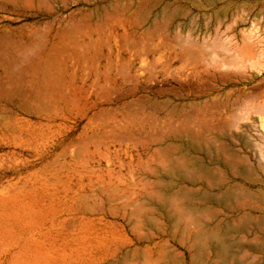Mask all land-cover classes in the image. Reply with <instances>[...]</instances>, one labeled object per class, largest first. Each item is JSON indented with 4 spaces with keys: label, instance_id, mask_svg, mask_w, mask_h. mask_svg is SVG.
<instances>
[{
    "label": "rangeland",
    "instance_id": "1",
    "mask_svg": "<svg viewBox=\"0 0 264 264\" xmlns=\"http://www.w3.org/2000/svg\"><path fill=\"white\" fill-rule=\"evenodd\" d=\"M8 24L32 39L0 51L24 65L0 71V264H221L189 238L241 213L209 168L264 195V0H48ZM248 227L236 252L264 264Z\"/></svg>",
    "mask_w": 264,
    "mask_h": 264
},
{
    "label": "bare ground",
    "instance_id": "2",
    "mask_svg": "<svg viewBox=\"0 0 264 264\" xmlns=\"http://www.w3.org/2000/svg\"><path fill=\"white\" fill-rule=\"evenodd\" d=\"M44 2H48V0H0V10H4V11L14 10L15 11L16 9H21V8L35 9L41 3H44ZM22 29H23L22 26H13L11 24H8V25L1 27V29H0V51L3 50L5 48V46H10V47L12 46L14 49H16L19 52H21L22 49H24L26 47L25 46L26 42L29 43V41L32 39V36H31L32 34L31 35H29L28 33L25 34ZM8 32H14L18 35L16 37H10L8 35L9 34ZM11 40H13L15 42L9 44V42ZM19 61L20 60L16 56H9L7 60H0V71H2V73H4V75H5L4 77L7 79L6 81L8 83L12 82L11 69L14 67L21 68L20 66H22V67L24 66ZM3 81L4 80L2 78H0V84H2ZM261 94H263V93H261ZM250 96H253V95H250ZM248 98H250V97H248ZM251 99H252V97H251ZM249 101L251 102L252 100H249ZM249 101H247V102H249ZM250 102L248 104H250ZM251 105H253V104H251ZM256 106H258V105H256ZM261 106H262V104H261ZM242 108H244V107H242ZM244 109H246V111H249L252 108L247 109V107H246ZM256 109H257V107H256ZM258 109H260V108H258ZM263 109L261 111H263ZM223 114H227V113L225 112ZM248 114H251V113L248 112L245 115H248ZM230 115H232V114H230ZM227 117H228V115H225V119ZM241 118H243V116ZM234 123H236V120ZM238 124H239V122H238ZM233 126L237 127L236 124ZM213 139L215 140V138H213ZM210 155H211L212 160L217 165L219 164V165L223 166V168L227 169V173H228L227 175L234 177V178H238L241 181L246 182V183H251L254 181L252 178L250 166L247 163H245L244 161H242V159L237 154H234L233 158L223 159L220 156V154H216L214 156L213 150L210 149V153L208 156H210ZM199 167H201V166L199 165L197 169H199ZM206 169H208V168H206ZM197 171L199 172L200 170H197ZM195 173H197V172H195ZM205 173L208 174L207 179H208L209 185H217L219 187H222V189H223L222 190L223 193L221 194V196L212 197V202L218 206H221L222 209L228 213L229 212H235L236 210L240 211L241 213H238V215H237L238 219L235 222L231 223L229 220H227V221L220 220L219 222L213 221V226L210 229H205V230L198 229V230L191 231L189 239L194 240L193 244L196 245V250L198 252V253H196V255L198 254L199 256L198 255L196 256L195 254L191 253L192 255H195V256L192 257V255H191L190 256L191 258L188 257L190 259V263H194L195 261H197L198 257H199V259H200V256L202 258V255H204L207 251H210L211 252L210 258H212L213 260L215 259V261H217L219 259V261H221V264H249L250 261L247 263V261H245L244 256H242V254H241V256H239V252H236V247H238V249L245 250L244 248L246 247V245L243 243L244 241H242L243 238H241V241H240V239L239 240L238 239L232 240L230 237L234 236L233 233H235V232H237V233L238 232H244L245 233V231H247V228H249L248 227L249 224L250 225L254 224V226L256 227L257 230H261L264 228V195L260 192H257V191L256 192L250 191V190H248V188L242 186V184H240V183H237V182L229 183L226 179H222V177L216 171H214L212 168H209V170H206ZM189 176H190V178L192 177L191 175H189ZM197 177H199V175H197ZM206 177H207V175H206ZM200 178H201V174H200L199 179ZM192 179L194 180L195 184L198 183V181H199V180H195L194 177H192ZM252 201H260V203H258V205H253V204H251ZM206 211L207 210H203L202 213H204V212L206 213ZM219 211L220 210H216L213 208L208 209L209 215L212 216V218L214 217V219L219 217ZM249 232H251V231H249ZM254 234L257 237L258 233L257 234L254 233ZM244 237H247V236L245 235ZM256 237H254V238H256ZM182 242H184V244H185V241H182ZM186 243H187V241H186ZM162 247H163V249H161L160 251H164V246H162ZM162 247H160V248H162ZM186 248L188 250L189 249L192 250L191 249V243L186 245ZM251 249H253V251L254 250L255 251H264V245H261V243H260V245L251 246ZM196 250L194 249V251H196ZM210 252L206 253L207 256H209L208 253H210ZM159 253L165 255L167 252L166 253L159 252ZM161 254H159V256H161ZM245 254H247V253H245ZM167 258H166V260H167ZM158 260L159 261L162 260L161 257L158 259L156 258L154 260L153 264H161V262H159Z\"/></svg>",
    "mask_w": 264,
    "mask_h": 264
}]
</instances>
